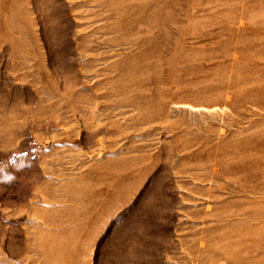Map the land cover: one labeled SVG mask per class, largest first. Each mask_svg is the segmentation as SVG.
Instances as JSON below:
<instances>
[{
    "label": "rangeland",
    "instance_id": "1",
    "mask_svg": "<svg viewBox=\"0 0 264 264\" xmlns=\"http://www.w3.org/2000/svg\"><path fill=\"white\" fill-rule=\"evenodd\" d=\"M0 264H264V0H0Z\"/></svg>",
    "mask_w": 264,
    "mask_h": 264
}]
</instances>
